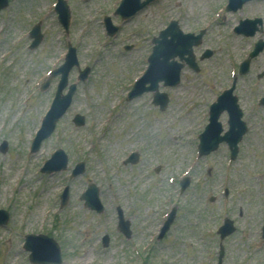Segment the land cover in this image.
<instances>
[{"label": "rangeland", "instance_id": "rangeland-1", "mask_svg": "<svg viewBox=\"0 0 264 264\" xmlns=\"http://www.w3.org/2000/svg\"><path fill=\"white\" fill-rule=\"evenodd\" d=\"M56 1L9 0L0 9V149L7 144L0 150V209L10 215L0 225V264H33L23 248L27 234L55 239L58 264H264V50L247 74L239 73L264 40V0L220 17L227 0H154L128 20L115 13L121 0H64L67 31ZM108 16L119 26L113 36ZM255 17L263 23L253 37L233 31ZM171 20L184 33L204 34L193 49L198 69L183 61L179 84H160L169 99L161 110L152 92L133 99L128 93L146 70L153 39ZM37 23L42 41L32 49L29 32ZM69 44L79 62L69 74L77 90L53 134L31 152L60 78L51 76L43 89L45 74L64 62ZM207 49L213 54L202 58ZM85 67L90 72L81 80ZM234 74L248 130L234 159L227 143L198 156L209 106ZM76 115L84 117L83 126L74 123ZM220 121L228 130L226 113ZM58 149L68 157L67 168L42 172ZM132 152L139 155L135 163L126 161ZM79 162L84 172L71 177ZM89 184L99 188L101 213L81 199ZM66 186L70 199L61 207ZM117 207L129 220V236L118 227ZM225 219L234 230L222 237Z\"/></svg>", "mask_w": 264, "mask_h": 264}, {"label": "water", "instance_id": "water-1", "mask_svg": "<svg viewBox=\"0 0 264 264\" xmlns=\"http://www.w3.org/2000/svg\"><path fill=\"white\" fill-rule=\"evenodd\" d=\"M128 1V0H126ZM136 4L132 8V12L134 13L138 8L141 6L147 4L150 0H146L145 2L141 3L140 0H135ZM246 0H231L232 6L230 8L236 9L237 7L241 6L242 3ZM7 0H0V9L4 6H6ZM60 10V9H59ZM67 13V14H66ZM60 14L62 17H60L62 23L67 27L68 21H69V13L67 12V9L63 7V10H60ZM239 32L240 28L238 29ZM33 35L36 37V40L33 43V47H36L41 40V35L39 34V29H35L33 31ZM169 35H171V39H168ZM185 39H189L187 43H184L183 41ZM156 46L154 47L153 54L150 57V68L147 72V74L140 80V82L137 84L136 91L132 95L140 94L144 90H156L159 81L164 80L166 84H176L178 82L179 73L181 70L180 64H177L175 61H171L176 56H180L181 59H186L187 62L191 65L196 67V64L194 63L193 59L194 56L192 55L191 47L193 44H198L199 41L193 39L192 35H183L182 32L177 27V24L174 22L172 25L165 31L162 32L161 38L156 39ZM258 49L252 54V56L256 55L258 53ZM184 55H189V58H185ZM67 65H65L63 72V80L59 84L58 91L55 97V100L53 102V105L45 117L42 128L39 131L37 137L34 139L33 145H32V151H38L40 149V146L42 144V141L49 137L52 132L55 129L56 123L59 120V118L66 112L67 108L70 106L72 94L74 93V86L71 87V90L67 95H62V90L66 86L67 81L66 77L68 75V71L71 68L73 64L76 63V57L74 50L68 57L70 59ZM146 83H150L151 86L148 88H145L144 85ZM47 85H45L46 87ZM230 94V91L228 92ZM228 93L227 96H228ZM222 96L220 98V102L218 105L217 110L214 112L212 111L211 116V123L207 126L205 132L202 134V146L206 147V144L208 145L207 149L204 150L203 153H208L212 149H216L218 144L222 140L228 141V143L232 147V153L233 157L236 156V153L238 151L237 144L241 140L242 135L245 131L244 124L240 121V112L237 110V106H235V109L232 108L230 105H227V108L231 113H233L232 116V128L229 132H227L224 136H220V132L222 131L221 125L218 123L217 119L220 114V112L223 110V108H226V102H225V96ZM159 94L158 92L155 94V102H159L158 98ZM235 104V100H234ZM166 102L162 104V109L165 107ZM216 105V106H218ZM215 106V107H216ZM222 107V108H221ZM78 125L84 124V118L82 116H77L74 120ZM132 161H137L138 154H135L134 157H132ZM60 160L59 163L56 166H52L55 160ZM68 162V159L64 152L62 150H59L55 155H53L52 159L47 164L46 168H44L45 171H54V170H61L66 167ZM84 170V165L79 164L77 165L74 175H77ZM86 200L87 206L97 209L98 211L103 210V206L100 203L98 199V191L97 189L92 186L88 191L82 196ZM69 198L68 194V188L65 190L64 194L62 195V205H66ZM121 214V212H120ZM174 216L170 217V221H172ZM9 214L8 212L4 210H0V224H5L8 221ZM120 227L124 232L128 230L129 223L125 224L122 220V217L120 216ZM168 225L166 226V228ZM165 228V230H166ZM164 230V231H165ZM234 230L232 226V221H227L226 225L222 228V237H225L226 235L230 234ZM105 243H108V239H105ZM26 248L32 251V254L30 256V259L36 263L41 264H51V263H60L61 262V253L60 248L58 244L53 240L49 239L46 236H29L26 244ZM220 264V263H219Z\"/></svg>", "mask_w": 264, "mask_h": 264}, {"label": "bare ground", "instance_id": "bare-ground-1", "mask_svg": "<svg viewBox=\"0 0 264 264\" xmlns=\"http://www.w3.org/2000/svg\"><path fill=\"white\" fill-rule=\"evenodd\" d=\"M5 56H6V55H5ZM5 56H4V57H5Z\"/></svg>", "mask_w": 264, "mask_h": 264}]
</instances>
